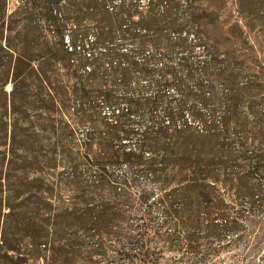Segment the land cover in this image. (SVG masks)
Listing matches in <instances>:
<instances>
[{"label": "trees", "instance_id": "1", "mask_svg": "<svg viewBox=\"0 0 264 264\" xmlns=\"http://www.w3.org/2000/svg\"><path fill=\"white\" fill-rule=\"evenodd\" d=\"M259 2L264 6V0ZM110 3L21 0L11 14L6 0L0 3V67L5 72L0 82V108L14 116L9 123V142L0 151V209L13 207L12 200L20 196L23 207H51L48 185L41 176L43 164L58 167L64 156L70 164L60 173L71 188L70 205L41 223L34 208L22 219L30 247L41 253L46 264H80L85 239L113 234V222L125 216L97 197L105 191L114 193L119 184L137 185L145 174L161 182L164 195L174 196L163 200L165 222L171 219L169 222L179 228L198 227L199 213L204 211L208 232L216 238L223 228H235L238 223L221 219L220 212L219 217L212 215L215 209H226L224 201L216 202L217 207L211 202L215 201L214 194H220L222 188L232 189L241 197L264 190L249 183L258 175L264 176V83L255 77L239 82L236 74H227L231 67L208 37L204 29L208 22L203 20L200 25L202 21L190 5L189 13L180 17L183 12L177 0H149L147 5L137 0H122L115 6ZM186 21L194 25L193 44L184 29ZM196 46L202 47L204 55L199 60L192 59ZM147 47L151 48L148 54ZM175 47L183 52L176 67L167 62ZM158 60H162L160 65ZM224 62V68L216 69ZM59 69L63 72L58 73ZM155 72L158 78H154ZM203 76L211 80L204 82ZM62 77L73 84L63 83ZM150 77L153 81L146 87L139 84L138 80ZM220 80L223 90L216 92L213 83ZM189 81L194 82L196 92L188 89ZM7 84L10 92L4 90ZM170 85L181 94L176 108L164 100ZM150 89L155 92L147 93ZM187 99L212 106L210 115L217 111L219 116L206 121L201 111L191 107L203 128L196 139L182 135L183 129L191 128L186 124L173 127L177 119L185 121ZM72 101H77L72 121L78 125L97 122L87 131L82 151L64 155L63 136L68 134L72 140L76 132L64 119L57 120L58 127L52 131L56 151L48 161L41 159L40 146L25 140L19 144L20 119L30 123L32 112L51 114L58 108L64 114ZM161 105H165L166 125L165 120L154 117ZM104 106L109 111L102 115ZM29 172L37 176L29 178ZM196 204L201 207H190ZM261 205L264 208V199ZM152 209L146 207L144 216L134 219L130 235L115 233L121 241L120 258L129 264L137 260L158 264L157 253L147 246L149 223L145 215ZM186 238L188 242L194 240L192 236ZM166 246L170 251L180 250L175 237ZM189 247L195 249L191 244ZM86 254L83 260L90 263L103 255L100 241Z\"/></svg>", "mask_w": 264, "mask_h": 264}, {"label": "rangeland", "instance_id": "2", "mask_svg": "<svg viewBox=\"0 0 264 264\" xmlns=\"http://www.w3.org/2000/svg\"><path fill=\"white\" fill-rule=\"evenodd\" d=\"M3 0H0V3ZM62 3L66 0H60ZM81 1V0H77ZM122 0H109L111 6H115ZM134 1V0H125ZM142 5H147L149 0H137ZM179 4L180 17L188 14V6L190 5L192 13L200 19V25L204 22H208L207 30L208 37L212 40L215 47L218 49L221 58L228 62L230 70L227 74L234 73L238 76L239 82L245 81L248 78H256L257 82L264 83V6L259 0H177ZM21 3V0H6L8 14H11ZM214 23L211 25V23ZM184 29L187 31L188 41L194 43V25L189 21L184 23ZM201 32H205L201 29ZM174 34L171 33L172 38ZM1 43V41H0ZM3 44V42H2ZM151 52V48L147 47L146 54ZM183 52L181 49L175 47L173 54L167 58L169 65L176 67L179 65V59ZM0 56L2 53L0 52ZM202 47L196 46L192 52V59L199 60L203 58ZM159 56H157L158 58ZM162 60H158L157 65L161 64ZM223 64H217L216 69L224 68ZM155 64V66H156ZM63 70L59 69L58 73H62ZM4 69L0 67V82L4 77ZM154 78H158V73L155 72ZM207 79L211 80V77L203 76L204 82ZM63 83H68L71 86V81L61 78ZM238 80V79H237ZM139 84L146 87L153 81V78L140 79ZM1 84V83H0ZM73 84V83H72ZM214 90L221 92L223 90V82L216 81L213 83ZM11 86L7 84L4 90L10 92ZM188 89L192 92H196L194 82L189 81ZM149 91V92H148ZM147 93H154L155 91L150 89ZM30 92L32 95L33 87L31 85ZM207 94L208 92L205 91ZM165 101L176 108L177 101L181 98V94L177 91L174 85H170L165 91ZM2 87L0 86V103L2 102ZM32 100V98H31ZM71 101V99H70ZM77 101L69 102L68 110L61 112L58 108L57 111L51 114L43 112L41 114L31 113V122L25 123L26 120L20 119L18 124L19 131L17 132L18 141H27L29 144H35L40 146L42 153L41 159L47 160L48 157H53L55 151L54 135L52 131L58 127L57 120L64 119L71 123V126L75 127V137L70 140V136L64 135L62 139V149L64 155L74 154V150L82 151L83 140L86 137L87 131L97 125V122L78 125L75 121H72V113ZM67 104V102H66ZM77 106V103H76ZM102 107V105H101ZM165 105H161L155 112L154 117L164 121L165 125L168 124L167 117L165 116ZM195 107L203 114V119L208 121L209 119H218L217 111L215 115H210L212 106L204 107L198 101L193 99H187L184 101V113L185 121L176 120L175 126H188L191 128H185L182 131V135H186L187 139H196L197 135L202 134L201 121L193 117L190 108ZM102 115L108 113L109 109L103 107ZM13 114H4L0 108V151L4 148V144L8 143V131L10 129L9 123L12 121ZM148 123L146 115L142 117ZM25 123V124H24ZM7 124V125H6ZM26 125L30 127H26ZM172 129V126L171 128ZM27 136V137H26ZM148 152L147 155H150ZM155 155V154H154ZM157 156V155H156ZM62 164L58 167H54L53 163L43 164V173L41 176L44 178L45 183L48 185L51 207H23L21 204V196L12 200L13 207H2L0 209V264H46L36 249L30 247V238L26 236V232L22 226V219L30 215V211L34 208L39 213V223L47 217H51L59 208L66 209L71 199V188L68 185V181L65 177H62L60 173L70 164L65 158H61ZM2 166L0 165V168ZM37 175L29 172V178H35ZM18 178L15 177L14 185H17ZM252 185H259L264 188V176L258 175L255 178L249 180ZM219 193H215L212 197L216 203L218 201H224L225 208L215 209L212 212L214 217H219L218 213L223 214V220L236 221L238 227H225L219 232V237H214V234L209 233L206 227L207 216L205 212L199 213V225L198 227H181L175 225L171 219L166 221V216L163 214L162 208L165 207V202L168 198H173V195H164L165 187L161 182L153 179L150 174L141 176L137 185H130L125 187L119 184L118 189L114 193L109 191L103 192L98 196V200L102 203L109 204L106 207H117L124 214V218L120 221L113 222L112 233L107 237H93L91 239H85L84 249L85 252L80 257V264L86 261L88 264H129L127 259L120 258L119 251L121 249V241L118 240L116 232H124L129 235L133 233V222L136 217L144 216L146 207H153L149 215H145L148 228V241L147 246L151 251L157 253L158 264H264V208L261 205L262 199H264V190L254 191L249 196L236 195L232 189L219 190ZM211 198V199H212ZM146 201V203H145ZM250 202H254L250 206ZM149 203H152L149 205ZM213 203V204H214ZM216 207L218 204H214ZM190 207H201L192 205ZM214 207V206H213ZM188 221V219H187ZM50 226V225H49ZM49 226H44L48 228ZM121 231H120V230ZM187 236L193 237V242H188ZM173 237V238H172ZM177 247L180 249L178 252L170 251L166 243L174 239ZM53 239V238H52ZM98 241L103 248L104 254L97 259L94 258V262L90 263V260H83L86 251L88 252L90 247L96 246ZM190 243L194 250L190 249ZM193 243V244H192ZM46 254L48 252H45ZM135 264H141L138 260Z\"/></svg>", "mask_w": 264, "mask_h": 264}]
</instances>
